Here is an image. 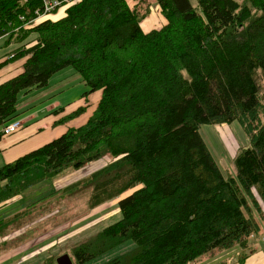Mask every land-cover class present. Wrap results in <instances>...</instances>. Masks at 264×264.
Returning <instances> with one entry per match:
<instances>
[{
	"label": "trees",
	"instance_id": "1",
	"mask_svg": "<svg viewBox=\"0 0 264 264\" xmlns=\"http://www.w3.org/2000/svg\"><path fill=\"white\" fill-rule=\"evenodd\" d=\"M155 1L165 24L144 32L146 0H77L32 25L42 0H0V36L17 45L0 69L26 59L0 85V129L18 118L20 96L67 68L89 87L85 96L102 91L85 125L0 168V205L108 156L68 192L91 189L92 210L132 193L119 199L118 221L73 250L74 264L128 242L135 247L105 264H190L237 244L236 261L222 264H245L264 203V0ZM236 121L251 147L227 178L199 130ZM24 216L0 220V234Z\"/></svg>",
	"mask_w": 264,
	"mask_h": 264
},
{
	"label": "rangeland",
	"instance_id": "2",
	"mask_svg": "<svg viewBox=\"0 0 264 264\" xmlns=\"http://www.w3.org/2000/svg\"><path fill=\"white\" fill-rule=\"evenodd\" d=\"M138 1L127 0L130 6H134ZM146 2H149L152 8L150 16L141 23L143 31L150 32L154 29H160L165 24V20L156 1L146 0ZM192 3L197 7L196 0H192ZM66 8L61 7L56 11L57 14L51 18H61L66 12ZM33 37L34 35L31 38ZM16 47L17 45L14 44L7 46L6 40L2 38L0 41V56L6 55L5 57L8 59ZM88 91L89 87L75 73L74 69L67 68L51 78L48 88L31 92L27 96H20L18 118H26L36 110L43 109L47 105H54V103L60 105L56 110L58 111L65 107L76 106L83 99H86L85 105H83L86 112L79 118L72 120V123L68 122L62 126L57 125L49 133L42 135L43 141L40 146H43L57 139L56 137H60L68 129L81 127V125H76L82 122L83 118L89 120L92 117L100 101L95 103L92 99V101L89 100L90 95L85 96ZM262 92H264V84H262ZM48 108L38 112L42 113L39 118L46 115ZM77 120L80 121L74 124ZM18 123H20V126L13 133L21 129L23 123ZM67 126L72 127L68 128ZM3 129L0 132L3 133V136L7 135L3 132ZM199 132L223 174L227 178H237L236 156L251 147L250 138L242 125L238 121L230 125H203ZM34 140H38V137ZM111 161L112 159L107 156L81 170L71 168L60 176L49 179L27 190L21 196L0 205V220L13 221L15 216L25 214L24 217L1 232L0 236L3 238H0V241L4 239L9 241L0 244V256L10 252L12 255L14 253L18 254L15 261L22 259L26 264H45L51 258L53 261L49 264H57L59 257L69 255L74 262L73 250L76 247L120 219L119 199L130 195L132 191L119 199L92 210L90 208L91 189H81L74 192H68V189L75 183L88 178L92 173L106 167ZM60 190H63V192L55 194ZM260 204L263 214L257 211L254 214L259 229L249 240L252 255H257L255 261H260L259 254L264 255V203L260 201ZM0 226H3V224H0ZM28 244H30L29 249L25 248ZM134 247V243L128 242L85 264H105ZM241 252L242 248L237 244L230 249L215 250L190 264L233 263ZM9 264H13V259L9 260Z\"/></svg>",
	"mask_w": 264,
	"mask_h": 264
},
{
	"label": "crops",
	"instance_id": "3",
	"mask_svg": "<svg viewBox=\"0 0 264 264\" xmlns=\"http://www.w3.org/2000/svg\"><path fill=\"white\" fill-rule=\"evenodd\" d=\"M50 17L51 16H49L48 18ZM1 47H4V46H1ZM5 56L6 55L0 56V64L7 61V58ZM25 61L26 59H22V60L13 62V63H9L6 66L2 67L0 69V85L20 75L21 73H23ZM101 97H102V91H99V92H96L90 95L88 99L89 100L92 99L95 103H98ZM85 102H86V99H83V101L80 102L78 105L73 106V107H68V108L65 107V110L60 111V112H56V110L60 107V105L54 103V105H47L43 109L36 110L34 113L30 114L26 118H17V120H14L13 122H22L23 124H22L21 129H19L17 132L3 136V139L0 142V168H2L8 163L16 161L18 158L30 153L31 151L40 148L41 142L43 141L41 136L49 133L51 129L56 128L57 121H59L62 117L68 115L69 113L75 111L80 106L85 105L84 104ZM48 107H51V108H48ZM46 108H48V112H46V115L43 118H39L42 115V113H38V112ZM79 121L77 120L73 122L75 124V123H78ZM87 121H88L87 118H83V121L78 123L76 126H80V125L82 126V124L83 125L86 124ZM69 125H72V124H69ZM67 127L69 128L72 126H67ZM63 134L64 133H62V135ZM37 137H38V140H34ZM31 140H34V141H31ZM6 241H9V240L8 239L1 240L0 244ZM263 246H264V243H263ZM25 248L29 249L30 244L25 246ZM11 255L12 254L10 252L4 255H1L0 264H9V260H12V259H13V264H26L22 259L20 261L19 260L15 261V258L18 255L17 253H14L12 256ZM256 256L257 255H251L250 258L245 262V264H264V255L259 254L260 261L258 260L255 261Z\"/></svg>",
	"mask_w": 264,
	"mask_h": 264
},
{
	"label": "built area",
	"instance_id": "4",
	"mask_svg": "<svg viewBox=\"0 0 264 264\" xmlns=\"http://www.w3.org/2000/svg\"><path fill=\"white\" fill-rule=\"evenodd\" d=\"M77 0H42L41 7L36 9L35 15L36 18L33 19L29 25L32 23H37L38 21L48 18L53 15L56 11H58L61 7L66 8L69 5H72ZM2 40V36H0V41ZM20 126V123L15 122L13 124L8 125L3 129V132L8 134H12L16 129Z\"/></svg>",
	"mask_w": 264,
	"mask_h": 264
},
{
	"label": "water",
	"instance_id": "5",
	"mask_svg": "<svg viewBox=\"0 0 264 264\" xmlns=\"http://www.w3.org/2000/svg\"><path fill=\"white\" fill-rule=\"evenodd\" d=\"M57 264H74L69 255H63L57 259Z\"/></svg>",
	"mask_w": 264,
	"mask_h": 264
}]
</instances>
